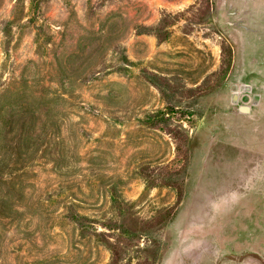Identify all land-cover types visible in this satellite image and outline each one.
<instances>
[{
	"label": "rangeland",
	"instance_id": "1",
	"mask_svg": "<svg viewBox=\"0 0 264 264\" xmlns=\"http://www.w3.org/2000/svg\"><path fill=\"white\" fill-rule=\"evenodd\" d=\"M262 8L0 0V264H264Z\"/></svg>",
	"mask_w": 264,
	"mask_h": 264
},
{
	"label": "water",
	"instance_id": "2",
	"mask_svg": "<svg viewBox=\"0 0 264 264\" xmlns=\"http://www.w3.org/2000/svg\"><path fill=\"white\" fill-rule=\"evenodd\" d=\"M232 101H233L234 104L237 103V101H238V97H237V95H234V96L232 97ZM240 111H241L242 113H247V111H249V109H248V108H245V107H241Z\"/></svg>",
	"mask_w": 264,
	"mask_h": 264
},
{
	"label": "flooded vegetation",
	"instance_id": "3",
	"mask_svg": "<svg viewBox=\"0 0 264 264\" xmlns=\"http://www.w3.org/2000/svg\"><path fill=\"white\" fill-rule=\"evenodd\" d=\"M251 9H254L253 7ZM263 14H264V8H262ZM263 25H264V19H263ZM258 104V102H257Z\"/></svg>",
	"mask_w": 264,
	"mask_h": 264
}]
</instances>
